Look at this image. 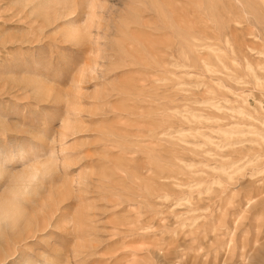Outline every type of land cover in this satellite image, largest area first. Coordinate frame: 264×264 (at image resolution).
<instances>
[{"label":"rangeland","instance_id":"obj_1","mask_svg":"<svg viewBox=\"0 0 264 264\" xmlns=\"http://www.w3.org/2000/svg\"><path fill=\"white\" fill-rule=\"evenodd\" d=\"M52 5L0 0V264H256L264 0Z\"/></svg>","mask_w":264,"mask_h":264},{"label":"bare ground","instance_id":"obj_2","mask_svg":"<svg viewBox=\"0 0 264 264\" xmlns=\"http://www.w3.org/2000/svg\"><path fill=\"white\" fill-rule=\"evenodd\" d=\"M94 1V0H93ZM49 2L52 5V7H54V4L57 2L58 4H66V0H49ZM93 2H91L90 4H92ZM94 4V3H93ZM91 6H94V5H91ZM63 17V16H62ZM93 17V16H92ZM93 20V19H92ZM88 27V26H87ZM77 27H73L70 28L68 31H67V34H76V29ZM82 30V29H81ZM80 32V31H77V33ZM80 34V33H79ZM78 35V34H77ZM191 36V35H190ZM1 164V163H0ZM54 165L51 163L49 164H46V165H43V168H38V167H32L31 169V166H30V173L28 174V176L26 178H24L26 184L24 185L25 188H23L24 190L28 191L29 187H30V184L33 180H35L39 174L42 175V170H43V173L45 171V173H47L46 170H51L52 167ZM40 175V176H41ZM21 178V177H20ZM24 184V183H23ZM19 191L22 192V190H17V192L15 193H19ZM25 192V191H24ZM20 211L18 210V205L17 204H14L13 202H9V203H6V204H0V221H5L7 222V220H15L16 219V214L17 212ZM235 248V247H234ZM256 264H262L264 263V252L263 251H260L258 255H256Z\"/></svg>","mask_w":264,"mask_h":264}]
</instances>
